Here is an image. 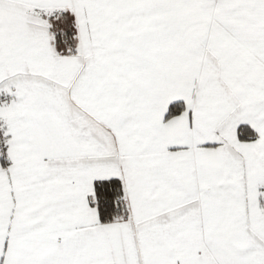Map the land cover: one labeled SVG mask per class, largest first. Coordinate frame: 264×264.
Instances as JSON below:
<instances>
[{
  "label": "snow or ice",
  "instance_id": "6c2138e0",
  "mask_svg": "<svg viewBox=\"0 0 264 264\" xmlns=\"http://www.w3.org/2000/svg\"><path fill=\"white\" fill-rule=\"evenodd\" d=\"M0 264H264V0H0Z\"/></svg>",
  "mask_w": 264,
  "mask_h": 264
}]
</instances>
